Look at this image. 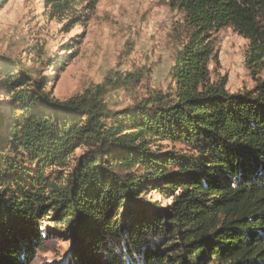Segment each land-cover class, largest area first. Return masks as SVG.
Instances as JSON below:
<instances>
[{
    "label": "trees",
    "instance_id": "16d2710c",
    "mask_svg": "<svg viewBox=\"0 0 264 264\" xmlns=\"http://www.w3.org/2000/svg\"><path fill=\"white\" fill-rule=\"evenodd\" d=\"M169 3L188 31L171 85L121 110L99 86L53 99L46 78L0 60V264H30L48 214L76 244L68 264H264V80L229 92L209 69L224 26L247 39L245 68L264 69V0ZM81 147L64 183H47Z\"/></svg>",
    "mask_w": 264,
    "mask_h": 264
},
{
    "label": "rangeland",
    "instance_id": "374dc122",
    "mask_svg": "<svg viewBox=\"0 0 264 264\" xmlns=\"http://www.w3.org/2000/svg\"><path fill=\"white\" fill-rule=\"evenodd\" d=\"M187 33L183 11L169 0L74 2L58 14L50 0H0V60L12 69L31 71L32 78H46V90L60 101L99 86L107 107L121 110L151 91H168L169 73ZM210 40L217 54V63L209 64L211 77H224L227 91L264 80V69L252 74L245 68L248 41L233 27L211 31ZM7 101L1 91L0 104ZM83 149L61 165L47 167V183L61 186ZM141 196L161 208L170 201L154 190ZM45 217L34 246L41 247L35 248L30 264H68L76 244L55 217ZM96 257L85 258L96 264Z\"/></svg>",
    "mask_w": 264,
    "mask_h": 264
}]
</instances>
